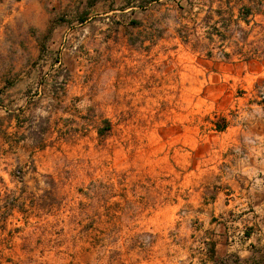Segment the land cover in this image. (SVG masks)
Here are the masks:
<instances>
[{"label":"rangeland","instance_id":"1","mask_svg":"<svg viewBox=\"0 0 264 264\" xmlns=\"http://www.w3.org/2000/svg\"><path fill=\"white\" fill-rule=\"evenodd\" d=\"M243 36L264 0H0V264H243L207 251L264 127Z\"/></svg>","mask_w":264,"mask_h":264},{"label":"crops","instance_id":"2","mask_svg":"<svg viewBox=\"0 0 264 264\" xmlns=\"http://www.w3.org/2000/svg\"><path fill=\"white\" fill-rule=\"evenodd\" d=\"M263 54H256L258 56L250 60L258 59ZM253 138L258 139L256 145L252 149L246 147L244 153H240L242 165L236 169L238 179L233 186L234 193L230 194L233 198L214 202L210 206L212 216L208 226L214 230L210 242L214 243L215 259L234 254L243 264H264L263 126L253 134ZM208 260L213 263L209 257Z\"/></svg>","mask_w":264,"mask_h":264},{"label":"trees","instance_id":"3","mask_svg":"<svg viewBox=\"0 0 264 264\" xmlns=\"http://www.w3.org/2000/svg\"><path fill=\"white\" fill-rule=\"evenodd\" d=\"M231 14L232 15L230 16V25H234L235 30L238 29L246 35L248 33V30L246 29V27L248 26L249 21H250L248 19V17L250 15H252V8L250 6L245 5V4H240V7L237 8V14L234 15L233 8L231 9ZM231 17H234V18H231ZM224 27H226L225 28L226 30H224V32L220 31L221 37H227L226 32L231 31V29L229 30V28H227V26H224ZM232 43L234 46V50H233L232 55L233 54L239 55L241 60H243V61H248L251 58L258 56L256 54L263 53L262 52V46L256 47V48H254V47L249 48L248 43L246 42V38L244 36H243V38H241L239 40L238 39L236 41L232 40ZM225 55H226L227 59L230 56L229 53H226ZM104 123H105L104 130L102 128H100L97 131L99 136H104L106 134L105 131L110 129V122L107 119H104ZM214 126L216 127L217 130L221 131V130L225 129L226 122H224L222 125H218V124L214 123ZM207 251H208V257L212 260L213 263L219 262L214 258L215 250H214V243L213 242H210L209 248ZM237 259H238V262L244 263L239 258H237Z\"/></svg>","mask_w":264,"mask_h":264}]
</instances>
